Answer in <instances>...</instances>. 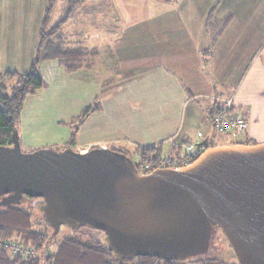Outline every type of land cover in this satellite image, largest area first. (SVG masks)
<instances>
[{
    "label": "crops",
    "instance_id": "1",
    "mask_svg": "<svg viewBox=\"0 0 264 264\" xmlns=\"http://www.w3.org/2000/svg\"><path fill=\"white\" fill-rule=\"evenodd\" d=\"M106 1L111 12L96 13L83 4L62 28L69 47L89 51L88 64L94 63L90 53L106 51L105 46L115 64L102 82L107 96L78 132L76 143L82 148L77 150L113 145L130 153L161 144L166 154L181 155L199 132L215 141L210 113L227 99L248 119L246 131L233 143L264 142V0ZM47 3L24 12L29 28L15 36L17 45L22 42L16 49L22 62L12 71L30 70ZM96 15L104 17L99 27L89 22ZM97 29L107 37L100 49ZM6 46L0 48L1 58H9ZM103 65L107 69L106 60ZM82 70L68 71L56 60L41 63L45 85L24 105L19 124L23 143L26 138L39 147L31 143L30 133L40 130L43 142L69 140V120L101 88L96 77Z\"/></svg>",
    "mask_w": 264,
    "mask_h": 264
},
{
    "label": "water",
    "instance_id": "2",
    "mask_svg": "<svg viewBox=\"0 0 264 264\" xmlns=\"http://www.w3.org/2000/svg\"><path fill=\"white\" fill-rule=\"evenodd\" d=\"M40 198L54 235L102 231L127 256L183 260L209 252L219 229L240 264H264V142L214 145L193 163L144 174L124 152L0 144V209Z\"/></svg>",
    "mask_w": 264,
    "mask_h": 264
},
{
    "label": "trees",
    "instance_id": "3",
    "mask_svg": "<svg viewBox=\"0 0 264 264\" xmlns=\"http://www.w3.org/2000/svg\"><path fill=\"white\" fill-rule=\"evenodd\" d=\"M57 1L48 0L44 8L43 18L38 31L35 56L30 70L26 73L9 70L0 74L1 145L12 143V135L14 130H19L21 114L27 98L45 85L40 73L42 62L57 60L68 71H75L87 61L86 56H88L89 51L67 46V40L62 34L63 26L85 0H66L63 16L52 25L51 21ZM94 52L90 53V57H93ZM15 78L14 83L9 86L7 82ZM99 108L100 104L88 106L77 119L70 122L72 130L69 144H76L79 127L82 126L91 112ZM214 108L210 114L215 112ZM114 149L132 157L136 167L144 174L158 168L159 160L164 151L161 144L137 147L134 152L130 153L125 149ZM32 217V213L21 208L20 205H9L1 208L0 239L20 242L26 248H33L35 253L39 249L49 246L52 235L45 231L35 230ZM54 252L53 255H48L44 259L36 256L35 253L26 257L24 255L16 256L11 254L8 247L0 244V264H179L181 262V260L159 259L155 256H127L119 260L117 254L109 249L107 242L102 244L73 237L62 239L57 244V249Z\"/></svg>",
    "mask_w": 264,
    "mask_h": 264
},
{
    "label": "rangeland",
    "instance_id": "4",
    "mask_svg": "<svg viewBox=\"0 0 264 264\" xmlns=\"http://www.w3.org/2000/svg\"><path fill=\"white\" fill-rule=\"evenodd\" d=\"M42 1L43 0H0V13L3 14V16L5 17L4 20H0V48H2V46L4 45H7L6 47L9 49V53H10L9 58L0 57V74L4 73L5 71L16 70L18 68V63L22 62V61L20 62L17 59V53H16V49L18 48V46L22 45V42L18 43L17 45L15 42L16 40L15 36L17 35V33L18 35L24 34L22 31H25V30H26L25 33L28 32L27 29L29 28V26L24 23L25 21L23 19L24 12H27V14H29L30 12H34L36 8L41 5ZM83 4L84 3H82L79 7H82ZM65 5H66V0L57 1L54 7L53 17L51 21L52 25H54L63 16ZM85 5H87L89 9H91L92 11H95L96 13H103V12L107 13V12L112 11V9L109 7V3L106 0H87L83 7L88 8V7H85ZM19 14L21 15V18L19 19V21H17L15 18ZM99 18L104 19V17L96 15V16H92V19H90L89 22L90 23L92 22L96 24V27H99V25L102 24ZM106 22L108 23L109 20H107ZM15 24H22V25L18 27ZM110 27L111 26L108 25L107 28L109 29ZM23 28H26V29L24 30ZM97 35L99 36L97 37L96 46L98 49H100V48H103L101 45L103 44L104 41H106V44H107V37L100 36V35H103L102 30H98ZM107 36H108V39L110 40L111 37H109V35ZM66 45L68 46V43ZM104 48H106V51L104 49H102L101 52L98 50L97 52L95 50V52L93 53L94 63L92 65L88 64L91 62L92 58L91 59L87 58V61H85L84 64H82V66L76 70L78 71V70L83 69L82 71L84 74L86 75L91 74L92 77L94 78L96 77L95 81H97V83H101V88H98L93 93L94 95L93 96L94 98L92 99L93 101L88 106H96L98 104L101 105V102L107 96L106 90L102 88V86L104 85L102 84V82L109 75V68L110 69L115 68L114 67L115 64L112 59V56H109V53H111V51L107 48V46H105ZM105 60L107 61V69L104 68V65H103L105 63ZM15 80L16 78L10 82H7V84L11 86ZM32 95L28 97L30 99L29 102H31L32 101L31 99H33ZM28 107H30V104L28 105ZM82 111L78 115L73 116L69 120L68 125H69L70 130H72L70 122L72 120L77 119L78 116L82 113ZM47 122L48 121H43L44 124H46ZM80 129H81V126L79 127V130ZM40 131H43V130H40ZM40 131H36L35 133H30L31 143L39 144V147H35L33 145H30L29 143L27 144V139L25 138V140H23L24 143L21 141L22 149L24 151H32V150L42 148V147H50L55 150H62L68 146H72L75 149L82 148V147H78L77 143L74 145L69 144V140L65 143L57 142V141L50 142V143L48 141L43 142V139L46 136H44V133ZM195 131L197 132V129H195ZM214 134H215V141H213L214 145L233 143L236 140L231 136H226L224 134L220 135L216 131L214 132ZM243 141H244L243 139H240L241 143ZM110 148L114 149L113 145H110ZM182 149L184 152L185 146H183ZM163 155H167L166 151H163ZM135 156L134 158H136ZM41 203H42V199L40 198L38 199L24 198L22 203L19 204L21 208L26 209L32 213L33 227L35 230L40 231V232L45 231L52 235L49 246H45L39 249L35 253L36 256L44 259L48 255H53L55 253L54 251H56L57 249V244L65 237H73V238L81 239L83 241H94V242H99L102 244L106 243V239H105L106 236L102 231L94 230L87 226H84L79 229H72V228L63 226L61 230L59 231V233L54 235L53 228L50 227L44 221L43 213L39 208ZM179 264H240V263L228 239L223 235V233L219 229H216L213 235L210 250L208 253L204 255L196 256V257H190L187 259H183L181 260Z\"/></svg>",
    "mask_w": 264,
    "mask_h": 264
},
{
    "label": "built area",
    "instance_id": "5",
    "mask_svg": "<svg viewBox=\"0 0 264 264\" xmlns=\"http://www.w3.org/2000/svg\"><path fill=\"white\" fill-rule=\"evenodd\" d=\"M213 112L214 130L220 135L231 136L238 139L247 129L248 119L240 111L233 108L232 100L227 99L222 105L215 107ZM213 139L208 142L202 132L198 133L196 140L185 144V150L181 155H162L159 160L160 167H182L196 161L210 146ZM148 167V166H147ZM0 244L8 247L13 255L29 256L34 254L33 248H26L22 243L11 240L0 239Z\"/></svg>",
    "mask_w": 264,
    "mask_h": 264
}]
</instances>
